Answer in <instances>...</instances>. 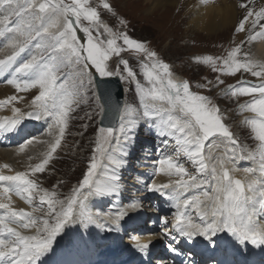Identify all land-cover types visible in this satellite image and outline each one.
Instances as JSON below:
<instances>
[{"label":"snow or ice","instance_id":"snow-or-ice-1","mask_svg":"<svg viewBox=\"0 0 264 264\" xmlns=\"http://www.w3.org/2000/svg\"><path fill=\"white\" fill-rule=\"evenodd\" d=\"M207 3L208 0H204V4ZM5 5L8 9L0 19V37H8L6 48L10 51L5 58L0 59V72L13 71L12 78L6 82L13 85L18 92L37 89L38 94L34 95L31 101L33 110L21 112L20 108H14L15 117L0 121V131H15L25 117L51 118L49 131L57 128L58 137L50 144L41 162L30 166V172H0V210H4L3 216H0L2 264H38L41 257L52 250L56 237L67 224L79 223L85 228L95 225L106 231H113L114 226L118 228L120 221L129 211L142 207V202L136 200L127 208L115 213L90 214L86 211L85 202L93 194L106 195L117 191L108 181H117L119 177L108 176L105 182L97 178L101 161L106 158L109 164L119 167L121 161L115 154H127L122 145L131 141L130 133L137 126L138 119L146 116L160 117L162 112L168 113L163 124L169 134H181L176 137L177 141L186 146L183 151L193 167H198L199 173H208L204 179L189 173L184 164L176 159L180 153L159 159L157 172L180 177L165 184L152 181L148 186V191L168 195L174 202V222L169 229V221L167 218L163 219L166 226L164 235L175 239L172 234L175 232L189 241L197 237L212 241L218 233L228 232L241 244L250 242L257 246L264 245V222L257 218L260 213H264V63H255L250 59L242 61L240 55L249 57L250 54L244 52V46L256 39V34L264 37V7L258 12L247 11L250 3L242 2L239 6L245 9V13L238 19L235 30L245 33L247 40L241 41L223 58L222 67L218 58L208 56L204 61L211 64L213 71L226 70L229 75H241L242 79L238 84L229 85L228 92L232 96L251 97L242 107L258 117L248 122L255 139L259 141L260 178L254 177L256 169L246 168L243 171L250 179L245 183L230 175V171L235 169H230L229 165L233 164L236 158L256 159V150L252 149L237 157L238 141L223 122L220 109L212 100L208 96L192 92L188 81L175 80L170 66L160 60L157 53L149 49L144 42L133 39L124 32L114 33L101 20L100 12L90 5L89 0H71L70 3H65L64 0H0V8ZM102 6L115 15V9L108 0H103ZM82 21H87V25L81 26ZM102 30L108 33L104 39L99 35ZM78 31L87 37L86 44L81 42ZM93 32L98 35L94 36ZM118 39L123 41L122 45L117 43ZM30 48L36 49V53L17 66L18 57ZM126 48L147 57V62L141 67L150 87L146 88L141 80L137 79V73L129 66V61L121 57ZM113 56L120 57L113 63L122 65V69L109 66L108 61ZM65 69L69 70L65 83L58 84ZM248 73L259 78L260 82L249 85L247 79L243 78ZM97 76H118L126 83H134L135 90L150 102L144 104L142 114H137L135 110L129 111L127 106L119 108L118 125L99 128L101 139L97 143L96 153L100 159L93 156L87 174L83 176L78 187L73 189L71 196L61 200L55 192L49 194L47 190L42 189L40 204H46L47 208L33 209V212L41 211L42 216H33L23 209L13 208V194L27 200L29 204L32 203L39 185L30 175L45 171L52 154L60 148L65 136L71 105L79 103L74 97L81 90L95 91ZM69 80L73 81L72 91L67 87ZM217 82L224 83L219 79ZM96 98L98 100L99 96ZM17 99L18 97L12 96L7 102L11 103ZM100 114H105L103 105H100ZM213 137L231 145L230 152L219 158L212 153L206 156L205 144ZM37 139L33 137L25 141L19 146V151L24 152L25 148ZM31 158L30 156L29 159ZM3 168L7 169L9 165L4 164ZM206 184L210 186L211 191H201L191 199L184 198L186 192L201 189ZM189 208L195 209V216L189 213ZM24 229H34V234H24ZM132 240L133 246L142 253H147L153 243L150 239L141 240L138 236H134ZM171 250L177 251L175 248Z\"/></svg>","mask_w":264,"mask_h":264},{"label":"rangeland","instance_id":"rangeland-1","mask_svg":"<svg viewBox=\"0 0 264 264\" xmlns=\"http://www.w3.org/2000/svg\"><path fill=\"white\" fill-rule=\"evenodd\" d=\"M97 1L98 3H96ZM108 2L113 5L115 9V15L103 8V0H89L90 5L96 7L97 10L100 12V16H102L101 20L109 28H111L114 33L124 32L127 33L131 38L144 42L146 46L152 51H155L158 56L162 59V61L167 63L170 68L173 66V68L177 70V77H173L174 79H177L179 81L183 78H188L193 81L197 80V82L193 85L194 89H192V83L189 82L190 90L192 92L204 95V93L209 90L211 85H214L213 87H211V90H209V93L214 96V93L218 89L224 93L225 89L228 90L227 88L229 87V85H236L242 79V77L238 78L237 80L234 79L235 76L239 73L235 76H232L227 74L226 70L224 72L213 71L211 64L204 62L208 56H212L214 58L220 59V66L222 67L223 58H226L228 56V53L237 46L236 43L234 44L232 39L234 36L235 27H224L223 29H227H221L222 31L219 30L220 32L218 31L213 34H207L204 31L198 30L196 28L194 29L191 27H187V24L189 22L187 20L190 14L185 12L184 7L179 8V6H169L166 7L164 10H157L154 13H151L148 12V6L146 5L145 0H108ZM4 8L5 7L0 8V12H2L1 18H3V15L6 14V12H4ZM87 23V21H82L83 26L87 25ZM198 33H201L203 35H200ZM93 35H98V33L93 32ZM99 35L101 39H104L108 36V33L102 30ZM229 38L231 39V44H234L233 46H228ZM4 40L5 37H2L0 42H4ZM117 43L122 45L123 41L118 39ZM29 50H31V48ZM32 50L34 51V48H32ZM201 50L205 52L203 55V64L210 70V73H208L209 75H206L207 72L205 73L204 69L198 68L195 70L196 65H191L189 63L194 59L193 54L200 53ZM36 51L37 50L35 49L34 53H36ZM199 55L201 56V53ZM121 57L129 61V66L132 67L133 70L137 73V79L143 81L145 83L146 88L150 87L146 78L143 76V71L141 67V65L145 63V60H147V57L143 54L127 50V48L124 52L121 53ZM119 59L120 57H111L108 63L109 66L120 67L122 69V65H117L113 63V61ZM241 59H244L243 54L241 55ZM67 71L69 70L65 69L64 72L61 74V78L58 80V84L65 83V76ZM203 76L207 77L208 80L211 81V83L202 85L201 80H206V78H204ZM243 78L247 79L249 85L257 84V81L253 77H251V74L249 73L246 74ZM218 79L223 80L224 83L219 84L217 82ZM126 85L127 88H125V91H127V93L125 92V94L128 110H130L133 105L135 108L141 106L142 95L136 91L135 93H131L132 90H135V87L129 83H125V86ZM223 85H226L225 89ZM67 87L69 91L73 90V83L71 82V80H69ZM35 92L36 94H38L37 89H30L26 92H23L24 98H22L21 100L17 99L16 101H14L17 108L25 107V109L29 111L33 110L32 107L28 108V105L32 101L34 96L30 97L28 96V94L30 95ZM87 92L89 98L91 99L88 100V104L91 105L90 108L84 107L81 111V105L79 104L80 102L78 104L74 103L71 105L72 110L69 113L68 126L66 129L69 128L73 117H75L74 122L76 125L68 129L69 131L67 133V141L69 142V145H65V149L63 150V158L58 160L57 164V162H55L57 160L56 156L52 155V158L50 159L49 164L46 166L45 171L43 173H37L33 175L34 180H36L40 184V188H37L35 190V195L41 192L46 185H54L55 183H57L59 188L60 184L62 186L61 189L65 192L66 188H73L75 185H77L78 182H82L83 176L86 175L85 170H87L88 160L91 164L94 155L99 158V154L96 153V146L97 143L100 141L101 137L97 124L100 106H98L99 101L96 98L97 96L94 95V91L89 89L87 90ZM215 97L221 99V102L224 103H221L220 107L222 110L225 111L228 117V121L231 112H237L239 114H242V112H240L241 110L243 111V113H251V111H249L247 108L240 107L241 104H247L251 98L246 103H238L236 100L234 101V99H237L239 97L232 96L230 92L214 96V98ZM75 100L78 99L75 98ZM26 104L27 106H25ZM23 108L21 109V112L23 111ZM46 125H51V118L44 119L43 126L41 127V129H43ZM88 127H90L89 131L85 133V130ZM40 136L37 137L38 140H34L36 142H34L32 149L30 150L31 153L35 151L38 157L42 156V153L43 155H45L47 153V149H40L39 146H36V144L44 143L47 148H50V144L48 143V141H42V137L44 135ZM14 138L15 137L13 136L12 139L9 140V138L6 137L8 141H2L5 143H9ZM40 141L42 143H40ZM19 146L9 148V150L14 153L13 161L15 162L19 161L17 156L20 153ZM94 146L95 149L93 148ZM227 148L230 150L231 146L229 145L227 146ZM44 150L46 151L43 152ZM68 156H70V158H68ZM24 157L25 156H22V158ZM0 162L2 164L6 161L0 160ZM50 162H52L51 165H55V167H51ZM119 176L120 173L117 177ZM119 190L120 188L118 189V191ZM59 193L63 194L61 191H59ZM68 196V194H64L63 197H61V200L66 199V197ZM88 201L85 202L86 205ZM34 206L36 208H40L39 205ZM39 212L40 211H38V214ZM168 225H170V223Z\"/></svg>","mask_w":264,"mask_h":264},{"label":"bare ground","instance_id":"bare-ground-1","mask_svg":"<svg viewBox=\"0 0 264 264\" xmlns=\"http://www.w3.org/2000/svg\"><path fill=\"white\" fill-rule=\"evenodd\" d=\"M242 2L243 3H250V7L247 9V11L256 10L258 12L261 7H264V0H208L207 4H204V0H145L146 5L148 6V12H151V13H154L157 10H162V9L164 10L166 7H169V6H179V8L184 7L185 12L190 14L188 17V20H187V21H189L187 24V27L188 28L191 27L194 29L196 28L198 30L204 31L207 34L216 33L219 30L223 29L224 27H227V28L235 27V29H236L238 19L245 13V9L241 8L239 6ZM96 3H98V1ZM4 7L8 8V6H4ZM1 17H2V12H0V19H2ZM226 29H223V30H226ZM249 31H251V29H249ZM198 34L203 35L201 33H198ZM234 37H235V39H234ZM1 38L2 37H0V41H1ZM232 39H233V42H235L238 45L239 43H241V41H246L247 36L245 33H238L235 30L234 36ZM236 40H237V42H236ZM257 41H258V45L255 44ZM7 43H8V37H5V40H4V42H2V47L0 49L1 50L0 51V59L5 58L6 54L10 51L9 49L6 48ZM34 51H35V49H34ZM244 52L250 54L249 57H246V59H250L251 61H253L255 63H264V37L257 36L256 39H254L253 41L246 43L244 46ZM3 53H4V55H3ZM27 59L28 58H26L25 61ZM23 62L24 61L22 60V58L18 57L17 66L19 63H23ZM171 72L173 74V77H177V75H176L177 70L175 68H172ZM0 75L5 79V82H6L8 79L12 78L13 71L9 70L7 73L0 72ZM227 92H228V90H226V89H225L224 93L218 89L214 93V96L225 94ZM12 96H16V97H18V100H21L22 98H24V93L18 92L13 85L8 84L7 82L5 84H1L0 85V121L12 119L16 115L13 111L14 108H17L14 101L11 103L7 102L9 100V98ZM229 103H230V101H229ZM242 105H246V104H241L240 107H242ZM25 106H27V104ZM30 107H31V102L28 105V108H30ZM22 108L23 107H21L20 109H22ZM27 111H29V110L25 109V107H24L22 112H27ZM223 112H225V111L223 110ZM240 112H242V114L244 115L243 119H247L249 115H253L252 112L250 114L243 113V111H241V110H240ZM173 115L177 116V114H174V113H173ZM167 116H168V113L163 112L161 114V116L158 117V120L160 122H163V120L167 119ZM44 119H47V118H44ZM44 119L42 121L33 123V122H29L26 118H24L22 120L21 124L18 126V128L15 131H11V132L1 131L0 132V142H2V140H6V142H7L8 139H6V137H8L10 140L14 136L15 138L12 141H15V140H18V138L21 137L22 135L24 136L28 133L33 134V133L40 132L41 127L43 126ZM176 134H178L179 136L181 135L180 133H176ZM10 136H11V138H10ZM40 143H42V142L40 141ZM174 145L176 147H178V143H175ZM32 146H33V144L31 146H29L30 147L29 151L32 149ZM36 146H39L40 149H47V151L49 148V147L47 148L44 145V143L43 144H36ZM227 146H229V144H227L226 141H223L222 139L217 140V138H214V139L206 142L204 154L207 156L209 153H212L217 158H219L221 155L225 154L226 152H230V150L227 148ZM36 149H38V148H36ZM33 153H35V151ZM243 153H245V152H243L242 150H239V149L237 150L238 155H242ZM4 154H5L4 151H0V156H2ZM115 155H119V154L117 153ZM4 164L9 165L8 162H4L2 164L0 162V165H4ZM123 164H120L119 169L123 166ZM115 167L116 166H114V165H109L108 168L103 169V171L97 176V178L100 179L102 182H105L106 178L108 176H112V175L118 176L119 173L116 172ZM229 167H230V169L231 168L235 169V171H230V175H232V176L237 175L235 178L241 179L245 183H247L249 181L250 177L245 175L244 171L241 170L240 166L236 167L235 162L233 164H230ZM249 167H251V168L256 167V163H250V165L247 164V168H249ZM1 172H4L5 174H15L13 171H9L8 168L2 169ZM254 177L256 178L255 174H254ZM119 181L118 180L117 181H108L109 184H111L113 187L117 188L116 192H118L119 187L123 185V183L121 181L120 182ZM207 186H209V185H207ZM201 189H203V191H211V189H207L205 187V185ZM107 195L108 194L102 195V196L105 197ZM100 196L101 195L94 194L92 197H90L88 199L89 201L86 205V211L90 214H95V213L104 214V213H110V212L115 213L114 210L111 211V210L106 209V208H103V209L102 208H96V205H95L96 200L100 199ZM12 201H15V200H12ZM118 201L119 202L122 201V198H119ZM121 204H123V202H121ZM15 209L20 210L19 207H16ZM24 211L31 213V214L33 213L31 211V209H24ZM35 215L36 216L38 215V211L35 212ZM142 224H145V223L143 222ZM93 226L94 225H91V228ZM68 227H70V226H68ZM80 228H81L80 225H74L68 231H62L56 237L55 241L57 239L65 238L66 236H68L71 233L68 237H71L74 240V243H78L74 249H79L78 251H82L81 247H82L84 241L86 242L88 236H86L84 239V238L78 237L77 235H75L73 233L74 230H79ZM169 228L171 229V227H169ZM143 230L145 231L146 229H143ZM143 230H134V231H137L135 233H138V234L133 235V234H131V232L128 233L129 232L128 226L120 225V223H119L118 228H116L114 226L113 231H106V230L102 229V231H101L102 236L100 238H96V240L101 245L102 249L108 248V247H104V245H103V241H108V242H112V244L117 245V247L123 246V248H125V247H127V245H129L127 248H129V250H132L133 249V243H134L132 239L134 236L140 237L141 240H149L150 239L153 241L152 244H158L160 242V240L163 238V236H161V235H156L155 231L150 233L149 235H145ZM117 231L119 233H121V235ZM109 232L112 234H115V232H117L118 237L114 240V236L109 237L107 235ZM27 234H34V229H30ZM123 234H125L126 237H128V238L125 240V242H124V240L123 241L121 240L118 242V240L121 239V236ZM153 234H155V235H153ZM221 236H222V232L218 233L215 237L220 238ZM215 237L213 238L212 241H209V242L213 243V245H215V247L219 249L220 253H218L216 256L214 255L215 257H213L212 255L209 254L205 258H202V261H206V263H209V264H227L228 259L226 258V253L224 252L222 247H220L217 244ZM79 240H81V241L79 242ZM172 242L174 245H176V238L175 239L172 238ZM209 248H210L209 246H206L204 248V251L209 253V251H210ZM178 249L180 251L184 250V251H189V252H197L198 251L195 247L185 246L183 244L178 245ZM83 251H84V247H83ZM60 257H61V255H60ZM187 257H188L187 252H184L183 257L181 258L182 262H184ZM160 263H162V262H160ZM68 264H70V263H68Z\"/></svg>","mask_w":264,"mask_h":264},{"label":"water","instance_id":"water-1","mask_svg":"<svg viewBox=\"0 0 264 264\" xmlns=\"http://www.w3.org/2000/svg\"><path fill=\"white\" fill-rule=\"evenodd\" d=\"M96 86L102 103L105 105V114L102 116L103 127H114L117 124V110L123 106V85L118 76L101 78L97 76Z\"/></svg>","mask_w":264,"mask_h":264}]
</instances>
